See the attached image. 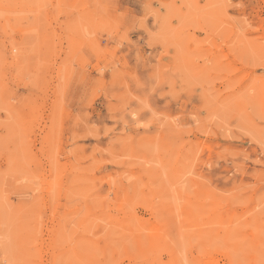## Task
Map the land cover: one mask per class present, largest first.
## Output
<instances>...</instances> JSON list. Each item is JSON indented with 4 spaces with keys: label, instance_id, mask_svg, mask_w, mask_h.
Wrapping results in <instances>:
<instances>
[{
    "label": "rangeland",
    "instance_id": "obj_1",
    "mask_svg": "<svg viewBox=\"0 0 264 264\" xmlns=\"http://www.w3.org/2000/svg\"><path fill=\"white\" fill-rule=\"evenodd\" d=\"M0 264H264V0H0Z\"/></svg>",
    "mask_w": 264,
    "mask_h": 264
}]
</instances>
